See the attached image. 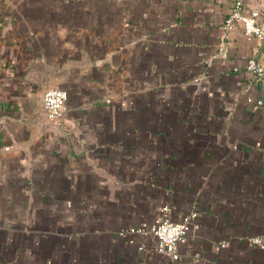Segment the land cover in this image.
Listing matches in <instances>:
<instances>
[{"label":"crops","instance_id":"crops-1","mask_svg":"<svg viewBox=\"0 0 264 264\" xmlns=\"http://www.w3.org/2000/svg\"><path fill=\"white\" fill-rule=\"evenodd\" d=\"M233 1L0 0V264H172L121 234L165 203L197 211L187 264H264V36Z\"/></svg>","mask_w":264,"mask_h":264},{"label":"built area","instance_id":"built-area-1","mask_svg":"<svg viewBox=\"0 0 264 264\" xmlns=\"http://www.w3.org/2000/svg\"><path fill=\"white\" fill-rule=\"evenodd\" d=\"M242 0H234L233 6L228 15L224 19L225 29L233 27L235 22H242L243 31L246 36L256 35L264 36V27L258 23V10L251 8L247 13L241 10ZM223 43L219 46V53H224ZM244 69L264 84V62L255 58L249 57ZM67 92L58 86H51L44 89L40 102V110L42 115L48 122L54 124H61L63 114L66 108ZM247 102L257 107L263 102L262 98L247 97ZM8 148V146H5ZM197 216L196 210H190L182 220H173L170 216V208L167 203L160 208L159 214L154 219V222L148 227L131 226L128 230L121 231L122 235L139 233L150 234L154 239V248L161 254L169 258L172 264H187L186 258L180 251V244L187 243V234L190 229L196 225L194 222ZM253 241H260L259 238L254 237Z\"/></svg>","mask_w":264,"mask_h":264}]
</instances>
